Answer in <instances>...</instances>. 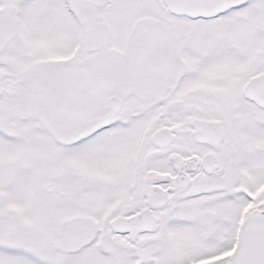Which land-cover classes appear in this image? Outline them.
Returning a JSON list of instances; mask_svg holds the SVG:
<instances>
[{"label": "flooded vegetation", "instance_id": "1", "mask_svg": "<svg viewBox=\"0 0 264 264\" xmlns=\"http://www.w3.org/2000/svg\"><path fill=\"white\" fill-rule=\"evenodd\" d=\"M158 3L170 16L194 20ZM25 4L0 0V55L9 61L19 56V49L9 48H27L14 43ZM224 16L239 36L264 35V0H229L224 12L196 19ZM140 22L165 30L178 60L165 59L169 50L155 51L157 59L141 68L134 60L141 48H108L106 40L80 63L94 68L92 76L61 86L63 98L70 90L72 112L78 107L97 112L69 144H95L120 155L110 167L119 174L111 180L97 171L69 174L80 184L70 187L74 208L66 222L97 230L102 225L105 250L99 258L49 253L34 261L264 264V41L254 48H177L168 21ZM22 55L27 56L25 50ZM6 80L12 82L9 90ZM24 80L0 77L7 117L24 116L34 92V106L43 113V88L23 87ZM105 116H110L106 126L87 133L92 120ZM40 119L46 123L40 126L55 137V125L37 115ZM49 189L61 195L65 190L58 182Z\"/></svg>", "mask_w": 264, "mask_h": 264}, {"label": "rangeland", "instance_id": "2", "mask_svg": "<svg viewBox=\"0 0 264 264\" xmlns=\"http://www.w3.org/2000/svg\"><path fill=\"white\" fill-rule=\"evenodd\" d=\"M144 18L168 21L177 48H246L251 44L254 48L256 42L264 41V35L236 34L229 16L214 20L173 17L158 0H26L14 43L27 48H9L19 49V56L10 61L0 55V77L26 78L23 87L43 88L39 106L43 113L39 115L34 106L36 92L31 93L28 111L24 107L21 117H7L4 95L0 96V264H46L34 261L38 254L89 259L104 252L107 239L102 225L97 230L66 222L74 208L70 187L77 189L80 184L69 174L97 171L111 180L119 174L110 167L120 155L116 149L103 150L95 144H69L97 112L81 107L72 112L70 90L63 98L61 86L92 76L94 68L80 63L91 48H103L106 40L108 48H141L134 56L141 68L157 59L155 51L169 50L171 56L165 59L178 60L174 40L165 30L140 22ZM24 50L27 56L21 57ZM103 67L97 65L100 75ZM37 115L55 125V137L40 126ZM57 182L65 188L63 195L49 193ZM85 211L89 214V208ZM97 219L101 224V218Z\"/></svg>", "mask_w": 264, "mask_h": 264}, {"label": "water", "instance_id": "3", "mask_svg": "<svg viewBox=\"0 0 264 264\" xmlns=\"http://www.w3.org/2000/svg\"><path fill=\"white\" fill-rule=\"evenodd\" d=\"M229 0H162L168 11L176 16H187L189 18H210L224 12ZM12 85L10 80L4 81V87L9 90ZM110 116L101 119H94L90 122V128L87 133H92L108 124ZM42 125L46 123L40 119ZM117 227V222L112 224Z\"/></svg>", "mask_w": 264, "mask_h": 264}]
</instances>
